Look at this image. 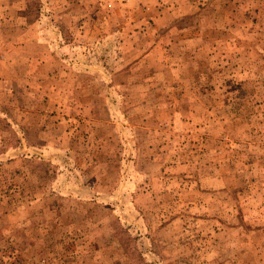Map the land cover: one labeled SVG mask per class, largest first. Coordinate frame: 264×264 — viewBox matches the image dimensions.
<instances>
[{
    "label": "rangeland",
    "instance_id": "obj_1",
    "mask_svg": "<svg viewBox=\"0 0 264 264\" xmlns=\"http://www.w3.org/2000/svg\"><path fill=\"white\" fill-rule=\"evenodd\" d=\"M0 264H264V0H0Z\"/></svg>",
    "mask_w": 264,
    "mask_h": 264
}]
</instances>
